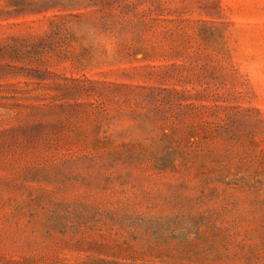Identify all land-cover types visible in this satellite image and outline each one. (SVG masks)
<instances>
[{
	"label": "rangeland",
	"instance_id": "1",
	"mask_svg": "<svg viewBox=\"0 0 264 264\" xmlns=\"http://www.w3.org/2000/svg\"><path fill=\"white\" fill-rule=\"evenodd\" d=\"M0 264H264V0H0Z\"/></svg>",
	"mask_w": 264,
	"mask_h": 264
}]
</instances>
